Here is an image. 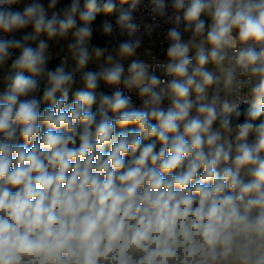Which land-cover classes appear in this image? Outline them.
Instances as JSON below:
<instances>
[{"label": "clouds", "instance_id": "1", "mask_svg": "<svg viewBox=\"0 0 264 264\" xmlns=\"http://www.w3.org/2000/svg\"><path fill=\"white\" fill-rule=\"evenodd\" d=\"M20 2L0 0V32L33 28L0 38V67L20 50L0 94V264H264V0H173L166 62L153 64L138 58L141 0H118L129 38L111 51L89 44L117 0ZM69 34L75 67L48 70V40Z\"/></svg>", "mask_w": 264, "mask_h": 264}, {"label": "built area", "instance_id": "2", "mask_svg": "<svg viewBox=\"0 0 264 264\" xmlns=\"http://www.w3.org/2000/svg\"><path fill=\"white\" fill-rule=\"evenodd\" d=\"M130 2V0H129ZM164 3L166 5V15L161 17L154 13L152 11L153 9V4L152 0H141L140 4L138 5L137 10L134 11L133 16H134V21L138 25H140V31L136 33L137 36L141 37L142 39V44L141 48L138 50V58L144 59L146 62L153 64L156 61L159 62H166V49L168 46V40L166 39V33L169 28H171L173 25L170 22L167 21L168 16H172L175 12L174 8L172 7L173 0H164ZM25 7L24 4H16L13 5L12 8L13 10H20L22 11L23 8ZM127 8L128 5H123L115 11L111 15H106L101 17L100 19L94 20L92 22V28L95 33V36L98 38V40L110 47H107L109 51H111V46H116L119 44V42L128 39L129 37L127 34H121V30L119 29L117 25V19L120 13L121 8ZM57 10V9H55ZM53 10H48V15L49 17L51 16V12ZM107 21L112 24L113 31L110 35H104L103 34V28L102 25L104 22ZM147 26H151V32L149 34ZM24 29L15 31L13 33L5 34L3 32H0V38L4 39H12L16 36H20L23 33ZM187 37V36H186ZM185 37V38H186ZM36 47V46H33ZM11 51V57L8 60L13 61L16 59L19 54L14 50ZM151 53V56H149L147 53ZM52 54V51L50 49H47L46 55ZM65 57H69V52L65 51L63 54L60 55V59L62 60ZM152 57L155 58V60L152 59ZM130 63V60L126 59L123 61L124 68H125V74H127V68ZM59 65H54L51 62L47 61L46 68L48 70H55L56 67ZM101 66H106L103 64L99 63H89L86 66V71H98ZM69 70V69H66ZM70 71V70H69ZM155 74L157 76H160L163 79H171L170 77H164L161 70L155 69ZM25 75H28V73H25ZM80 73H76V83L73 85L72 89L79 84L80 82ZM4 77H6L3 74H0V94H2L6 90V84L4 82ZM40 84H39V91L35 94L38 99H40L43 103L42 97H43V90L47 86V81L45 77H40L39 78ZM123 89V86H120ZM71 89V90H72ZM100 93H104L106 95H112V93L115 91L114 87H109L104 84V82H100L99 87L97 88ZM70 90V92H71ZM125 92V95H130L133 101V105L137 108L142 107V101L138 98V92L137 90H133L132 92H128V90L123 89ZM69 92V93H70ZM57 96H59V93H57ZM248 105V104H241L240 108ZM164 107L168 106V101H165L163 104ZM98 107V104H97Z\"/></svg>", "mask_w": 264, "mask_h": 264}, {"label": "crops", "instance_id": "3", "mask_svg": "<svg viewBox=\"0 0 264 264\" xmlns=\"http://www.w3.org/2000/svg\"><path fill=\"white\" fill-rule=\"evenodd\" d=\"M31 2H33V0H21V2L19 4L27 5ZM40 2L44 4L45 8H47L48 4L44 0H40ZM117 4H118V0H117ZM201 18L206 20V24L210 23V20L207 17L202 16ZM32 31H33L32 26H28L27 28L24 29L23 33L20 36H16L12 39L22 40L25 34H30V33H32ZM40 39L47 40V37L45 35H41ZM72 42H73V37L71 36V34H69V36L67 38H55L52 40H48V45H49L48 49H50L52 51V54L48 55V57H49L48 61L54 65H60V62H61L60 55L63 54L65 51H67V52H69V57H68V63L66 65V69L72 70L75 67V64L71 58V54H70V51L68 48V45ZM28 43L31 44L32 47L36 46V42L29 41ZM93 46L101 47V48L107 47L105 44L101 43L98 40V38L95 36L94 32H93V36H92L90 44H89V49L91 50V47H93ZM14 50L18 54H20V50H18V49H14ZM93 62L105 65L103 58H101L98 61H95V60L90 61L89 63H93ZM11 63H12L11 60H7L5 62V64L2 67H0V74L7 76L9 71L11 70ZM82 87H83L82 83L79 82V84L76 85L71 90V92L69 94H74L78 88H82ZM96 91L98 94L100 93V91L98 89H96Z\"/></svg>", "mask_w": 264, "mask_h": 264}, {"label": "trees", "instance_id": "4", "mask_svg": "<svg viewBox=\"0 0 264 264\" xmlns=\"http://www.w3.org/2000/svg\"><path fill=\"white\" fill-rule=\"evenodd\" d=\"M44 1H45L47 4L49 3V0H44ZM69 3H70V0H59V3H58V5H57L56 9H57V10H60V9H62L63 7L67 6ZM120 7H121V5H120L119 2H118L117 6H116V9H115L112 13H110V14H105V13H102V12H101V13H98L97 16H96V18H95V20L100 19V18L103 17V16L113 14L115 11H117L118 9H120ZM106 46H107V45H106ZM107 47H110V46H107ZM113 47H115V46H111V48H113ZM58 98H59V96H57V99H58ZM73 99H74V94H69V97H68V105H70V104L72 103ZM49 106H50V105H49L48 102L43 103V104H40V110L43 111L44 108L49 107ZM66 106H67V105H66ZM248 106H249V105H245V106L241 107V108H240V111L243 113L244 111L247 110ZM96 109H97V105H94L93 108H92V111L95 112ZM242 120H243V116H241V121H242ZM153 123H155V121H153ZM124 130H127V129H121L120 127H117V129H116L117 132L124 131ZM21 142H22V141H21ZM29 147H30V146H29ZM106 150H107V149H106Z\"/></svg>", "mask_w": 264, "mask_h": 264}, {"label": "rangeland", "instance_id": "5", "mask_svg": "<svg viewBox=\"0 0 264 264\" xmlns=\"http://www.w3.org/2000/svg\"><path fill=\"white\" fill-rule=\"evenodd\" d=\"M94 32V31H93ZM95 34V33H94Z\"/></svg>", "mask_w": 264, "mask_h": 264}]
</instances>
